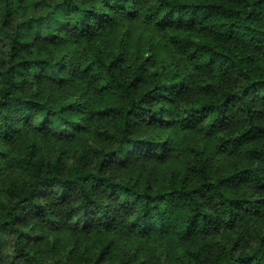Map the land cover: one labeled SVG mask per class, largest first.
Wrapping results in <instances>:
<instances>
[{
  "label": "trees",
  "instance_id": "1",
  "mask_svg": "<svg viewBox=\"0 0 264 264\" xmlns=\"http://www.w3.org/2000/svg\"><path fill=\"white\" fill-rule=\"evenodd\" d=\"M25 3L27 9L21 11L15 0H0V138L10 141L26 128L57 140L91 132L106 144L91 149L93 162L85 153L79 155L68 172L40 159L34 145L13 160L26 179L20 186H5L6 200L0 202V264L121 262L107 261L108 247L96 260L84 254L79 260L70 254L64 259L55 247L43 257L28 248L25 228L30 215L43 217L51 210L44 201L49 188L58 191L63 204L74 197L68 220L76 231L109 230L106 220L114 216L127 235L188 241L198 233L233 230L241 217L252 215L245 248L233 235L231 242L218 239L211 260L202 248H185L182 256L190 264H264V226L252 218L264 211V0ZM119 20H141L164 32L187 70H151L139 56L126 59L121 51L90 50L87 43ZM78 43L86 60L73 51L74 61L56 59L57 48ZM74 77L82 90L90 91L89 111L79 95L45 99L25 93L23 86L42 81L65 86ZM97 99L101 104L96 106ZM86 118L103 124L90 129ZM149 131L167 135L153 138L145 135ZM192 132L210 138L228 157L222 175L210 173L206 164H194L157 187L112 173L132 160L164 162L180 148L177 135ZM190 146L189 151L198 153ZM236 157L252 165L241 166ZM245 184L255 191L253 196L233 191ZM107 198L129 200L137 207L135 215L128 209V226H122L120 211Z\"/></svg>",
  "mask_w": 264,
  "mask_h": 264
},
{
  "label": "rangeland",
  "instance_id": "2",
  "mask_svg": "<svg viewBox=\"0 0 264 264\" xmlns=\"http://www.w3.org/2000/svg\"><path fill=\"white\" fill-rule=\"evenodd\" d=\"M15 1L18 2L17 5L21 11L27 9L25 0ZM87 44L93 51L98 49L111 53L121 51L125 54L126 59L139 56V59L146 65L145 67L151 68V70L156 68L160 70L170 69L172 72L176 70L185 72L187 70L184 63L169 47L166 34L141 20H119L104 34L96 36ZM70 51L78 52V55H81L84 60L88 58L80 43L71 45L70 48L68 46L57 48L54 55L56 59L65 57L74 61ZM23 86L25 93H34L45 99L73 93L79 95L82 102L86 104L87 111L92 107L93 100L90 91L88 89L82 90V83L77 81L76 77L65 86H57L48 81H42L38 84L25 83ZM99 104L101 101L97 99L96 106ZM85 122L87 126H90V129L103 124L102 121H88L87 118ZM140 127L142 130H146L143 125H139ZM81 133L74 134L70 139L57 140L48 135L33 133V131L25 128L10 141H4L0 138V202L6 200L7 187L5 186L10 183L20 186L26 179L21 169L15 167L13 160L18 156L25 155L31 145L35 146L40 159L56 162L66 172L75 167L79 155L83 153L90 158V162H93L94 156L91 149L102 147L106 143L97 134L87 132V134L84 133L85 136L82 134L79 137ZM170 133L172 134V132ZM146 134L153 138H164L167 135L165 132L156 131H149ZM177 136L180 148L169 152L164 162L132 160L129 166H121V169L115 168L112 173L121 179L130 178L134 182L140 181L142 185L151 182L154 186L163 187L168 183V179L179 178L192 170L194 164H206L210 173H217L218 175H222L228 168V157L215 148L210 138L194 132L180 133ZM188 146L196 147L198 153L189 151ZM235 160L241 166L252 165L242 157H236ZM233 191L245 193L248 196H253L255 193L253 189L247 187V184L236 186ZM46 195L44 201L48 203L51 210L43 217L30 215L29 225L25 228L28 248L37 250L43 257L49 254L52 247H55L57 255L64 259L70 254L72 260H79V255L84 254L85 258L96 260L100 257L99 254L108 247L106 250L107 261L115 258L114 260L121 261L117 264H190L182 256V251L185 248H202L206 258L211 260L219 238L231 242L233 235L237 236L242 249L248 244L247 223L252 215L245 214L241 217L233 230H227L223 227L217 232L198 233L188 241H176L157 235L139 238L127 235L122 230L123 227L117 228V219L114 216H110L106 220L110 225L109 230L76 231L71 227L73 221L68 220L69 210L74 205L76 206V203L73 204L74 197L71 196L73 198L71 202L63 204L57 190L49 188ZM106 202L115 205L123 218L122 226L124 224L128 226L131 222V218L128 216L129 212L134 210L133 215H135L137 207L132 205L131 201L122 198L120 202L117 201V198H107ZM104 217L100 215L98 219H104ZM252 218L257 221L258 225L264 226V211L261 216H253ZM53 219L54 222H52ZM100 263L106 264L105 261H100Z\"/></svg>",
  "mask_w": 264,
  "mask_h": 264
}]
</instances>
